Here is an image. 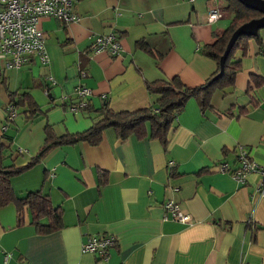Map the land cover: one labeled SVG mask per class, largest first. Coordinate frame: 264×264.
I'll return each mask as SVG.
<instances>
[{
    "label": "crops",
    "instance_id": "crops-1",
    "mask_svg": "<svg viewBox=\"0 0 264 264\" xmlns=\"http://www.w3.org/2000/svg\"><path fill=\"white\" fill-rule=\"evenodd\" d=\"M210 2L73 0L76 22L40 18L49 62L32 56L18 69L0 63L3 165L34 157L47 124L61 136L88 129L104 105L115 112L150 106L156 96L148 81L177 76L200 85L217 68L201 47L231 20L223 11L228 22L209 21ZM110 32L119 37L118 54L92 52V39ZM141 40L154 55L136 46ZM234 56L241 70L233 85L215 89L203 111L189 98L165 146L157 138L121 139L108 127L97 145L55 146L12 176L17 197L40 191L62 211L61 226L42 233L28 209L19 221L15 203L0 207V264H264V177L250 171L241 183L233 175L242 148L264 166V28ZM80 85L91 94L72 110ZM15 93H24L23 102L4 129L5 105ZM30 105L41 112L28 120ZM224 163L228 171L219 169ZM169 200L190 220L172 218L163 207ZM89 235L111 236L114 246L84 253Z\"/></svg>",
    "mask_w": 264,
    "mask_h": 264
},
{
    "label": "trees",
    "instance_id": "trees-1",
    "mask_svg": "<svg viewBox=\"0 0 264 264\" xmlns=\"http://www.w3.org/2000/svg\"><path fill=\"white\" fill-rule=\"evenodd\" d=\"M220 1L223 4L222 11L231 16L230 23L223 33L215 35L212 43L201 47L202 54L215 59L217 63V68L212 75L194 87L183 84L177 76L167 80L148 81L146 82L148 92L156 96L150 106L136 111L115 112L104 105L92 118L91 126L81 132L56 136L47 124L43 145L37 154L23 166L3 165L6 146L0 142V207L11 202L15 203L19 221L22 220L24 209H28L32 216L31 224L42 233L59 228L62 211L53 207L48 197L40 191H30L23 197H17L10 183L12 176L39 162L55 146L74 144L79 141L97 145L102 140L103 131L108 127H112L121 139H126L130 135L139 138H157L165 146L169 129L189 98H194L200 110L203 111L210 105V98L215 89H224L233 85L236 74L241 70L240 58H236L234 52L240 50L244 54L249 39L258 37L259 33L255 36H238L225 60L223 73L216 76L219 73L220 56L223 54L231 33L244 22L261 16V13L246 7L239 0ZM136 46L154 55L144 41H138ZM15 94L10 96V101L18 109L22 105L24 93ZM25 112L27 119L30 120L38 116L41 110L30 105ZM42 218L47 219L45 224L41 222Z\"/></svg>",
    "mask_w": 264,
    "mask_h": 264
},
{
    "label": "built area",
    "instance_id": "built-area-1",
    "mask_svg": "<svg viewBox=\"0 0 264 264\" xmlns=\"http://www.w3.org/2000/svg\"><path fill=\"white\" fill-rule=\"evenodd\" d=\"M219 3L220 0H211L208 6L209 21H215L222 16ZM43 17L56 18L63 24L78 20L73 0H0V63L5 69H18L28 63L32 56L37 57L41 64L49 62L44 33L38 26L40 18ZM120 47V40L115 32L96 35L90 44L92 52L106 51L112 55L118 54ZM83 74L82 72L81 75ZM47 78L50 82L53 80L52 76ZM76 94L81 100L71 106L72 110L86 105V98L91 90L80 85ZM16 116V105L11 101L7 102L5 124L2 128L6 129ZM238 160L239 167L233 173L237 181L243 183L246 173L250 171L260 172L264 177V166L258 165L244 148L238 152ZM219 169L228 171V166L225 163L220 164ZM163 207L176 220H190V216L172 200L163 203ZM112 246L114 238L111 236L89 235L81 249L84 253L104 254Z\"/></svg>",
    "mask_w": 264,
    "mask_h": 264
},
{
    "label": "water",
    "instance_id": "water-1",
    "mask_svg": "<svg viewBox=\"0 0 264 264\" xmlns=\"http://www.w3.org/2000/svg\"><path fill=\"white\" fill-rule=\"evenodd\" d=\"M243 5L248 8L254 9L261 13V16L250 19L238 26L230 35L223 54L219 59V76L223 73L225 60L230 53L234 42L240 35L255 36L259 33V30L264 28V0H239Z\"/></svg>",
    "mask_w": 264,
    "mask_h": 264
},
{
    "label": "rangeland",
    "instance_id": "rangeland-1",
    "mask_svg": "<svg viewBox=\"0 0 264 264\" xmlns=\"http://www.w3.org/2000/svg\"><path fill=\"white\" fill-rule=\"evenodd\" d=\"M222 12H223V11H222ZM228 19H229V18H224V19H221V18H220V21L223 20V21L226 23V22L229 21ZM217 20H219V19H217ZM229 23H230V21H229ZM228 25H229V24H228Z\"/></svg>",
    "mask_w": 264,
    "mask_h": 264
}]
</instances>
